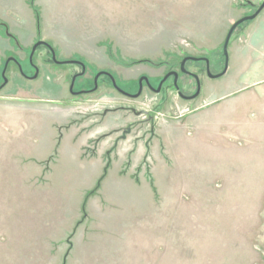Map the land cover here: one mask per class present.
<instances>
[{"label":"rangeland","instance_id":"374dc122","mask_svg":"<svg viewBox=\"0 0 264 264\" xmlns=\"http://www.w3.org/2000/svg\"><path fill=\"white\" fill-rule=\"evenodd\" d=\"M262 2L18 0L2 6L0 264H264V125L225 131L211 117L227 93L249 92V103L258 101L253 92L264 96V81L252 87L247 81L256 59L246 68L237 53L251 41L253 21L233 32L223 76L209 78L203 62L186 63L200 83L193 100L178 96L173 77L158 93L144 87L136 99L115 91L104 76L95 92L73 95L70 80L80 67L53 64L44 46L32 58L37 78H29V55L39 41L57 60L85 65L74 93L91 90L99 72L127 93L138 92L141 78L156 89L186 57L208 59L215 76L225 67L230 27ZM7 57L21 71L10 64L3 76ZM256 77L264 79V71ZM178 86L182 95L195 93L186 76ZM200 143L203 150L193 147ZM83 170L100 176L62 177ZM114 172L147 180L153 194L137 207L129 188L103 186Z\"/></svg>","mask_w":264,"mask_h":264},{"label":"crops","instance_id":"0c3cea01","mask_svg":"<svg viewBox=\"0 0 264 264\" xmlns=\"http://www.w3.org/2000/svg\"><path fill=\"white\" fill-rule=\"evenodd\" d=\"M18 0H0V8L2 6L9 7L11 4L17 3ZM2 9V8H1ZM0 9V12L2 11ZM253 21V26L249 28L247 32V39L251 40L248 43H244L242 45L241 51H238V55L243 58L246 62L247 67H250V58H255V68L250 73V77L247 80L251 83V87L253 84L260 83L264 81V79H257L258 71L262 73L264 70V66L260 64L258 66V62L260 60H264V11H262ZM262 66V67H261ZM254 74V75H252ZM253 78V79H251ZM249 92L240 90L239 92H231L227 93V95L222 96L220 101L217 104H221L217 108H215L214 112L211 113L212 120L214 123L225 126V131H229L230 129L233 131H238L244 133V131H250V125H254V128L257 129L258 125H264V112H262L261 101L264 100V96H257L255 92H253V98H256L258 101L249 103L247 99V95ZM250 110L255 111L253 117H250L248 112ZM202 115V114H201ZM223 128V127H222ZM203 144L193 145V147H197L198 149L203 150ZM183 147L184 152L190 151V148ZM81 172V173H80ZM78 173L80 174H71L64 175L62 177H74L78 176L81 178L94 179L99 178L100 175L91 174L88 170H83ZM140 179L138 182H135L133 178L129 175H119L117 172L110 173L106 176V180L103 183L107 186H113L116 190H121L123 188H129L130 194H135V199H132V204L138 205L142 203L144 200V196H151L153 194V187L151 183L145 179ZM145 197V198H146ZM147 199V198H146Z\"/></svg>","mask_w":264,"mask_h":264},{"label":"water","instance_id":"95a60500","mask_svg":"<svg viewBox=\"0 0 264 264\" xmlns=\"http://www.w3.org/2000/svg\"><path fill=\"white\" fill-rule=\"evenodd\" d=\"M263 9H264V0H263V2L260 4V6L256 9V11H255L252 15H250V16H245V17L239 19V20L236 21L234 24H232V26L230 27V29H229V31H228L226 37H225V40H224V43H223V47H222V50H223V56H224V58H225V60H226V63H225V67H224L223 71H222L220 74L215 75V76L211 75L210 72H209V61H208L206 58H194V57H186V58H184V59L182 60L181 64H180V71H181L182 73H187V71L184 69V65H185V63H186L187 61H194V62H195V61H200V60H202V61H204L205 64H206V73H207V75L209 76V78L216 79V78H219V77L223 76V75L226 73V71H227V47H228V44H229V41H230V38H231L233 32L236 30V28H237L238 26H240V25L243 24L244 22L254 20V19H255L260 13H261V11H262ZM42 45H44V46H48V48L50 49V51H51V53H52V59H53V61H55L57 64H75V63H79V62H76V61L57 62L56 59H55V54H54L53 50L51 49V47H50L47 43H45V42H43V41H39V42H37L36 44H34L32 50H31V53H30V58H29L30 63L32 62V55H33V53L35 52V50H36L39 46H42ZM13 61H14L15 63H17L14 59H13ZM8 62H9V60L6 62V64H5V68H6ZM79 64L82 66V72H81L80 74L74 75V76L72 77L71 82H70V85H69V91H70L71 93H73V87H74V82H75L76 78H77L78 76L83 75L84 72H85V67H84V65H83L82 63H79ZM19 69H20V67H19ZM2 75L4 76V73H3ZM101 75H106V76H108V77L110 78V80H111V82H112V85H113V87H114V89H115L116 91H118L120 94H122V95H124V96H127V97H130V98H132V99H136V98H138V97L140 96V94H141V87H142V81H144V82L147 84V86H149L150 88H152V87L149 85V83H148V79H147V78H141V79L139 80V82H138V84H139L138 92H137L136 94H134V95H130V94L124 92L123 90H121V89L116 85L114 78H113L109 73H106V72H99V73L96 74L95 79H94V84H95V86H94V88H93L90 92H94V91H96V89H97V79H98ZM36 76H37V73H36V74L33 76V78H31V79H35ZM171 76H173V78H174V80H173L174 88H175V90L177 91V94H178L179 97L184 98V99H186V100H193V99H195V98L199 95V92H200V83H199V80H198V78H197L196 76H194V77H195L196 82H197V91H196V93H195L193 96H191V97H185V96H183V95L179 92V88H178L177 83H176V82H177V77H178V73H177V72H172V73H168V74H166V75L164 76V78L161 80V82L159 83L157 89L155 90L156 93H158V92L160 91L161 85H162V84H163V83H164L169 77H171ZM6 84H7V79L4 78V80H3V84L0 86V90H1Z\"/></svg>","mask_w":264,"mask_h":264},{"label":"flooded vegetation","instance_id":"af4514ba","mask_svg":"<svg viewBox=\"0 0 264 264\" xmlns=\"http://www.w3.org/2000/svg\"><path fill=\"white\" fill-rule=\"evenodd\" d=\"M42 46H44V45H42ZM47 50H48V53H49V55H50V59H51V62L53 63V64H55V65H59V66H62V65H70V64H57L55 61H53V59H52V53H51V51H50V49L48 48V46H44ZM52 49V48H51ZM53 50V49H52ZM36 51V50H35ZM54 52V51H53ZM31 53V52H30ZM35 53V52H34ZM34 53H33V55H34ZM55 54V53H54ZM33 55H32V58H33ZM29 58H30V55H29ZM6 59H8L9 60V62H8V64H7V66H6V68H5V65H4V74H5V72H6V70H7V68H8V66L10 65V64H12V65H14L16 68H17V66H18V68L20 67V65H19V62L16 60V59H14V58H10V57H7ZM13 59L17 62V63H15L14 61H13ZM55 59H56V61L57 62H66V61H59V60H57V57H56V55H55ZM208 60V59H207ZM209 61V60H208ZM7 62V61H6ZM76 62H79V63H82V62H80V61H76ZM187 62H189V61H187ZM186 62V63H187ZM192 62H194V61H192ZM195 62H203L204 64H205V62L204 61H202V60H200V61H195ZM79 63H75V64H73V65H75V66H77V67H80V69H81V72H82V66L79 64ZM186 63H185V65H186ZM6 64V63H5ZM31 64V67H32V69H33V71H34V75L37 73V75H38V68H37V66H35L34 64H33V62H31L30 63ZM83 64V63H82ZM181 64V63H180ZM84 65V64H83ZM185 65H184V69H185ZM84 67H85V65H84ZM205 69H206V64H205ZM20 71H21V67H20V69H19ZM172 72H175V71H171V72H168V73H172ZM167 73V74H168ZM178 73V77H177V86H178V79H179V77H182V76H186V77H188V78H190V79H192L193 81H194V85H195V93H196V91H197V82H196V79H195V77L194 76H196V75H194V73H191V72H188L187 71V73H182L181 71H180V65H179V72H177ZM80 74V73H79ZM33 75V76H34ZM75 75H77V74H75ZM85 75V72H84V74L83 75H81V76H78L77 78H76V80H75V82H74V85H75V83H76V81L78 80V79H81V78H83V76ZM33 76H30L29 78L31 79V78H33ZM74 76V75H73ZM72 76V77H73ZM101 76H104V77H106V78H108L109 79V82H110V84H111V86L113 87V85H112V82H111V80H110V78L108 77V76H106V75H101ZM100 76V77H101ZM171 77H173V76H171ZM197 77V76H196ZM36 78H37V76H36ZM35 78V79H36ZM170 78V77H169ZM198 78V77H197ZM72 79V78H71ZM98 80V79H97ZM140 80V79H139ZM139 80L137 81V89H139V84H138V82H139ZM173 80H174V78H173ZM70 82H71V80H70ZM161 82V81H160ZM159 82V83H160ZM166 82V81H165ZM164 82V83H165ZM116 83V82H115ZM148 83H149V80H148ZM117 85V84H116ZM149 85L151 86V84L149 83ZM174 85V84H173ZM94 86H95V84H94ZM94 86H93V88H94ZM162 86V85H161ZM144 87H146V88H148L149 90H151V91H153V92H155V90L157 89H154L152 86V88H150L149 86H147V84L144 82V81H142V87H141V92H142V90H143V88ZM158 87V86H157ZM74 88V87H73ZM92 88V89H93ZM120 88V87H119ZM178 88H180L179 86H178ZM91 89V90H92ZM113 89H114V87H113ZM121 89V88H120ZM161 89V88H160ZM91 90H89V89H86V90H83L82 92H77V93H74V91H73V95H77V94H87V93H90V91ZM115 90V89H114ZM122 90V89H121ZM116 91V90H115ZM124 91V90H123ZM138 91V90H137ZM95 92V91H94ZM118 92V91H117ZM125 92V91H124ZM92 93V92H91ZM119 93V92H118ZM127 93V92H126ZM137 93V92H136ZM136 93H128V94H130V95H134V94H136ZM156 93V92H155ZM195 93H193V94H191V95H189V96H185V95H183V96H185V97H191V96H193ZM141 95V94H140ZM127 97V96H126ZM128 98H130V97H128ZM181 98V97H180ZM132 99V98H131ZM181 99H184V98H181ZM184 100H186V99H184Z\"/></svg>","mask_w":264,"mask_h":264}]
</instances>
